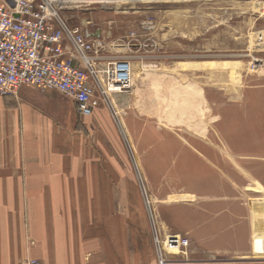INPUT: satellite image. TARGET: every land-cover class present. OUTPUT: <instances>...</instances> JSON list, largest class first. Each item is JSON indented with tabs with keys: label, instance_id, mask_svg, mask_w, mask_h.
Listing matches in <instances>:
<instances>
[{
	"label": "rangeland",
	"instance_id": "374dc122",
	"mask_svg": "<svg viewBox=\"0 0 264 264\" xmlns=\"http://www.w3.org/2000/svg\"><path fill=\"white\" fill-rule=\"evenodd\" d=\"M117 1L66 12L115 42L110 57L133 56L130 91L76 118L110 126L103 142L120 166L151 172L158 201L140 184L163 263L195 260L196 239L184 237L185 254L166 243L183 238L173 232L185 205L193 233L205 230L200 247L218 250L205 264H264V0Z\"/></svg>",
	"mask_w": 264,
	"mask_h": 264
},
{
	"label": "crops",
	"instance_id": "0c3cea01",
	"mask_svg": "<svg viewBox=\"0 0 264 264\" xmlns=\"http://www.w3.org/2000/svg\"><path fill=\"white\" fill-rule=\"evenodd\" d=\"M77 113L97 115L83 116L71 98L27 84L15 96H0V264L27 258L41 264H165L151 239L140 184L144 178L151 201H158L151 172L120 166L119 155L103 142H111V127L104 130L97 120L87 126ZM186 194L194 195L188 188ZM188 213L184 205L173 233L196 239L198 245L187 248L195 259L190 264H205L207 252L218 250L200 247L205 230L193 233Z\"/></svg>",
	"mask_w": 264,
	"mask_h": 264
},
{
	"label": "built area",
	"instance_id": "2783aa9c",
	"mask_svg": "<svg viewBox=\"0 0 264 264\" xmlns=\"http://www.w3.org/2000/svg\"><path fill=\"white\" fill-rule=\"evenodd\" d=\"M109 2L118 1L0 0V96H15L23 84L56 90L89 116L106 104L110 92H129L133 56L110 57L114 41L106 42L99 29L71 23L66 16L67 11H85L96 4L105 8ZM166 243L177 244L183 253L188 240L170 234ZM157 251L159 261L165 262L161 248ZM18 264L41 262L27 258Z\"/></svg>",
	"mask_w": 264,
	"mask_h": 264
},
{
	"label": "bare ground",
	"instance_id": "6f19581e",
	"mask_svg": "<svg viewBox=\"0 0 264 264\" xmlns=\"http://www.w3.org/2000/svg\"><path fill=\"white\" fill-rule=\"evenodd\" d=\"M111 4H113V5H120V4H122L121 2H109V3H107V5L108 6H110ZM107 5H105L106 7H108ZM257 46L258 47H260L261 45L260 44H257ZM111 93H116V92H110V94ZM109 94V95H110ZM112 95V94H111ZM119 97V96H118ZM118 97H115V98H113V99H111L114 103H113V106L115 107V108H117L118 107V102H117V99H118Z\"/></svg>",
	"mask_w": 264,
	"mask_h": 264
}]
</instances>
